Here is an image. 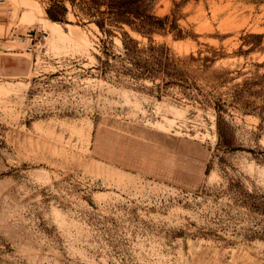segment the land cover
<instances>
[{
	"label": "rangeland",
	"instance_id": "1",
	"mask_svg": "<svg viewBox=\"0 0 264 264\" xmlns=\"http://www.w3.org/2000/svg\"><path fill=\"white\" fill-rule=\"evenodd\" d=\"M7 1L0 264H264V0Z\"/></svg>",
	"mask_w": 264,
	"mask_h": 264
},
{
	"label": "built area",
	"instance_id": "2",
	"mask_svg": "<svg viewBox=\"0 0 264 264\" xmlns=\"http://www.w3.org/2000/svg\"><path fill=\"white\" fill-rule=\"evenodd\" d=\"M11 14L12 10L8 5V1L0 0V24L6 23Z\"/></svg>",
	"mask_w": 264,
	"mask_h": 264
},
{
	"label": "bare ground",
	"instance_id": "3",
	"mask_svg": "<svg viewBox=\"0 0 264 264\" xmlns=\"http://www.w3.org/2000/svg\"><path fill=\"white\" fill-rule=\"evenodd\" d=\"M11 2V1H10ZM51 25H57L56 23H52Z\"/></svg>",
	"mask_w": 264,
	"mask_h": 264
},
{
	"label": "trees",
	"instance_id": "4",
	"mask_svg": "<svg viewBox=\"0 0 264 264\" xmlns=\"http://www.w3.org/2000/svg\"><path fill=\"white\" fill-rule=\"evenodd\" d=\"M126 9H130V7H127ZM53 18V17H52Z\"/></svg>",
	"mask_w": 264,
	"mask_h": 264
}]
</instances>
